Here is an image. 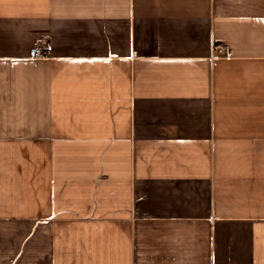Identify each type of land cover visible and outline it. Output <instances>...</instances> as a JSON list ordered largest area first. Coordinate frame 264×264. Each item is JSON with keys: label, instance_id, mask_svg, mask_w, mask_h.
Here are the masks:
<instances>
[{"label": "crops", "instance_id": "0c3cea01", "mask_svg": "<svg viewBox=\"0 0 264 264\" xmlns=\"http://www.w3.org/2000/svg\"><path fill=\"white\" fill-rule=\"evenodd\" d=\"M0 264H264V0H0Z\"/></svg>", "mask_w": 264, "mask_h": 264}, {"label": "built area", "instance_id": "2783aa9c", "mask_svg": "<svg viewBox=\"0 0 264 264\" xmlns=\"http://www.w3.org/2000/svg\"><path fill=\"white\" fill-rule=\"evenodd\" d=\"M214 48L215 50L216 49L220 50L221 54L226 57H230L233 55L232 49L229 45L220 44V45H215ZM31 56L33 58H44L49 56V52L43 45L38 44L32 49Z\"/></svg>", "mask_w": 264, "mask_h": 264}]
</instances>
